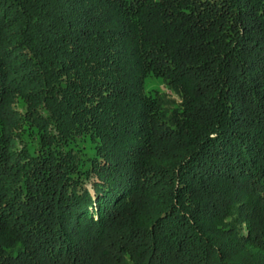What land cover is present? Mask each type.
Here are the masks:
<instances>
[{
  "label": "trees",
  "instance_id": "trees-1",
  "mask_svg": "<svg viewBox=\"0 0 264 264\" xmlns=\"http://www.w3.org/2000/svg\"><path fill=\"white\" fill-rule=\"evenodd\" d=\"M0 264H264V0H0Z\"/></svg>",
  "mask_w": 264,
  "mask_h": 264
},
{
  "label": "rangeland",
  "instance_id": "rangeland-1",
  "mask_svg": "<svg viewBox=\"0 0 264 264\" xmlns=\"http://www.w3.org/2000/svg\"><path fill=\"white\" fill-rule=\"evenodd\" d=\"M144 91L146 93H152V92H164L167 93L165 89H163L161 82L155 78H147L144 81ZM22 104L19 102L18 104H15V109L19 111L21 108Z\"/></svg>",
  "mask_w": 264,
  "mask_h": 264
}]
</instances>
